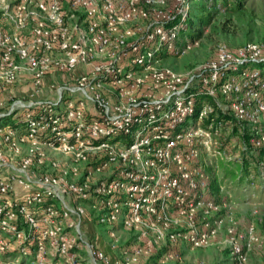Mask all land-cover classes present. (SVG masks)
Masks as SVG:
<instances>
[{"label": "built area", "instance_id": "2783aa9c", "mask_svg": "<svg viewBox=\"0 0 264 264\" xmlns=\"http://www.w3.org/2000/svg\"><path fill=\"white\" fill-rule=\"evenodd\" d=\"M164 1L0 0V120L16 119L0 126V264H162L181 259L163 250L166 238L200 248L214 237L222 219L211 215L218 204L197 134L209 133L213 107L196 101L212 97L263 146L264 73L249 64L264 61V45L221 44L184 75L152 68L160 54L178 53L185 21L183 0L159 9ZM138 19L147 23L136 33L129 24ZM23 78L31 89L15 94ZM88 149H103L102 167L113 160L117 172L80 174ZM81 201L111 226L107 250L86 237ZM121 213L132 242L113 230ZM254 233L227 229L232 264L247 262L242 240Z\"/></svg>", "mask_w": 264, "mask_h": 264}, {"label": "rangeland", "instance_id": "374dc122", "mask_svg": "<svg viewBox=\"0 0 264 264\" xmlns=\"http://www.w3.org/2000/svg\"><path fill=\"white\" fill-rule=\"evenodd\" d=\"M174 4L175 0H165L157 7L167 10L173 8ZM176 6L177 12L185 19L178 39V53L166 51L155 58L151 63L152 68H170L184 75L212 59L221 44H225L230 50H236L247 43L264 45V0H183ZM4 21L0 11V24ZM146 23V20L138 19L129 26L138 33V27H143ZM252 67L260 71L264 69V66L259 65ZM148 71L146 69L143 72ZM103 90L111 95L113 88L110 84H104ZM259 120V127L264 133V116ZM15 122L13 117L4 118L0 120V126L13 125ZM190 122L191 119L187 124ZM199 127L197 134L203 143L198 146L201 163L207 175V194L218 204L211 215L213 219L221 218L222 223L216 225L214 237L204 247L190 248L179 240L172 245L166 238L163 250L177 252L181 259L162 264H232L229 260L230 248L224 241L227 229L232 228L241 234L249 225L254 227L256 240H242L247 253L245 264H264V145L257 148L251 146L252 148L249 147L243 153L244 143L237 135L231 134L230 126L213 121L207 125L209 133ZM54 155L56 158L61 157L58 153ZM106 159L103 149H88L86 159L77 165L80 174H88L92 180L114 175L119 165H116V161L109 160L102 167ZM229 159H235L237 164L246 163L248 180L244 184L235 183L233 178L226 177L221 163ZM81 205L86 210L83 229L91 230L86 233V237L107 250V244L111 240L107 230L111 226L100 223L99 212L93 211L88 203L81 201ZM122 217L123 213L118 215L113 230L122 239L132 242L134 232L121 226ZM11 260L10 257L7 264H12ZM150 261L155 262L153 256Z\"/></svg>", "mask_w": 264, "mask_h": 264}, {"label": "trees", "instance_id": "16d2710c", "mask_svg": "<svg viewBox=\"0 0 264 264\" xmlns=\"http://www.w3.org/2000/svg\"><path fill=\"white\" fill-rule=\"evenodd\" d=\"M188 22L193 23L191 20H188ZM196 34L198 36L199 33L197 32ZM249 65L251 67L257 66V65L264 66V61L249 64ZM261 72L264 73V69H262ZM203 102H210L212 104L213 110L210 116L214 118L215 123L217 124L223 123V124L230 126L231 134L237 135L239 139L242 140L245 146L243 148V153H246V151L249 150L248 149L249 147L252 148L251 147L252 145L249 143L250 134L248 133L246 128H244L243 132H239V124L235 120H232L229 114H227L225 111L219 108L216 101L208 95H205V94L199 95L196 101L195 108L197 109L200 106V104ZM221 167H222V170L225 172L226 177L229 176L233 178L235 183L244 184L246 179L248 180V167L246 166L245 162H243L242 164H237L235 159L234 160L229 159L226 162L221 163ZM154 257H157V255ZM148 262L152 263L150 260Z\"/></svg>", "mask_w": 264, "mask_h": 264}, {"label": "crops", "instance_id": "0c3cea01", "mask_svg": "<svg viewBox=\"0 0 264 264\" xmlns=\"http://www.w3.org/2000/svg\"><path fill=\"white\" fill-rule=\"evenodd\" d=\"M82 70V68H78L77 70H75L74 72H71L70 74H68V77H74L76 74H78L80 71ZM61 76H50L47 81H53L54 79H60ZM31 89L29 83H27V79L23 78L21 80V82L16 85L15 89H14V93L15 94H22V93H26L27 91H29ZM84 220L86 221V217H84ZM87 227H89V225H86ZM91 231V230H88Z\"/></svg>", "mask_w": 264, "mask_h": 264}]
</instances>
